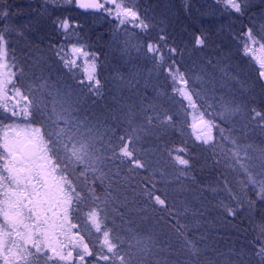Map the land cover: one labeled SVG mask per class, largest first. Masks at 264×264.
Segmentation results:
<instances>
[{
	"label": "snow or ice",
	"instance_id": "snow-or-ice-1",
	"mask_svg": "<svg viewBox=\"0 0 264 264\" xmlns=\"http://www.w3.org/2000/svg\"><path fill=\"white\" fill-rule=\"evenodd\" d=\"M59 0H51L55 6ZM252 0H215L226 12L241 15ZM69 5L80 8L102 11L117 23L118 27L132 29L137 36H142L141 48L154 65L160 67L172 81L173 90L192 103V93L188 91L189 80L180 71L174 59L165 66V54L161 51L160 41L166 40L159 35L153 40L150 36L152 24L146 14L132 0H66ZM264 14V0H260ZM7 16V11H0ZM65 36L69 35L68 19L55 21ZM245 50L249 45L264 40V30L255 32L248 28L242 37ZM205 38L197 37L196 44L204 46ZM8 41L0 33V128L13 132L9 138L8 131L3 132L0 142V264H137L138 256L149 253L155 247V241L149 236L141 237L131 230L128 220L129 188L131 174L150 167L137 150L140 131L147 127H169L173 117L166 113L159 114L149 104L144 111V126L134 125L140 119L131 108L123 115V122L128 128L120 135L108 121L92 113H85L81 101L86 90L89 97L103 95V85L96 74V57L83 47L72 46L70 54L63 47L56 50V56L65 68L71 70L81 57L91 58V71L87 80L81 81V98L72 100L67 91H61L49 83L43 76L24 83V69L14 61L5 63L8 58ZM264 47V44H261ZM175 54L176 49L170 48ZM259 76L264 77V61L260 64ZM12 69V70H8ZM7 70V71H6ZM122 89L136 91L141 86L138 73L130 72L129 77H116ZM193 87H196L193 82ZM199 96V93L196 94ZM215 106L212 120L204 121L202 135L196 137L204 145L213 144V129H216L221 140L225 139V128L232 126L237 115L244 114L249 124L264 132V111L250 108L243 113L242 106L225 97L212 96ZM153 112L149 116L148 112ZM219 121L217 123L216 121ZM23 125L21 129L20 126ZM19 129V130H18ZM128 129L131 131L129 132ZM230 153L225 157L239 165L248 173L246 163L250 159L251 145H240L231 141ZM262 167H264V148L259 149ZM215 154V153H214ZM243 154V155H241ZM169 158L179 169V176L186 177L191 169L190 157L186 146L173 148ZM127 174L122 172V168ZM248 182L256 186L257 199L264 203V181L248 177ZM155 184L145 185L139 194L145 202L159 205L167 210L168 202L157 194ZM225 191L232 195L225 184ZM233 202H240L233 196ZM218 207L226 217H235L238 209L231 204L218 202ZM253 202L249 201V208ZM142 210V209H141ZM179 213H169L170 227L176 236L183 241V247L189 254L191 264H200L201 250L197 243L186 236V226L175 219ZM113 218L127 221L129 230L121 239L114 234L111 225ZM75 221V222H74ZM83 232V234H82ZM260 236H264V224L259 226ZM94 236V240L86 239ZM259 240V237L257 238ZM255 256L264 264V242L255 249Z\"/></svg>",
	"mask_w": 264,
	"mask_h": 264
},
{
	"label": "trees",
	"instance_id": "trees-1",
	"mask_svg": "<svg viewBox=\"0 0 264 264\" xmlns=\"http://www.w3.org/2000/svg\"><path fill=\"white\" fill-rule=\"evenodd\" d=\"M29 1L31 0H5L4 3L7 6L11 5L13 13L21 12L16 20L8 21L20 23L19 31H14L16 39L22 29V35L15 42L19 43V46L13 49L19 52L18 65L25 70L24 76L27 79L43 76L61 91H67L73 101L80 99L82 93L80 84L84 81L80 71L71 70V77L56 64L51 70L48 65L50 62L54 64L52 52L59 49L58 45L63 46L68 37L60 28L56 33H52V30L47 29L42 23L45 8L41 7L40 3H43V0L37 2L39 6H27L26 3ZM21 3H24V11ZM201 7L199 1L197 3V0H188L186 5L179 4L177 15L171 3L167 7L160 5L161 9L155 7L156 10L153 12L154 21L168 20L167 24L170 26L172 20L179 25L187 22L188 32H193L197 37L206 40L205 45L198 48L193 38L186 33L184 38H181L180 45L178 43L176 45L178 58L177 61L174 59L177 66L182 65V71L189 76V88L197 105L207 112L209 118L214 117L213 109L209 108L210 104L215 106L216 103L211 99L213 95L223 96L226 100L241 105L243 113H247L250 108L264 111L257 97L259 94L260 99H264V83L253 74H241L239 65L231 67L233 63L228 62L227 58H233V55L227 54L229 57L224 58L225 54L218 51L219 40L222 37L215 33L216 23L211 14L209 12L205 14ZM37 10L39 11L35 13ZM85 12L80 10L81 14L85 15ZM50 16L53 20L55 14ZM80 21L77 19L73 21L75 27L72 37L78 38H73V41L81 42L95 55L97 76L103 85V95L99 97H89L86 90L83 92L81 115L92 113L107 119L106 127L113 128L120 135L128 128L123 122V115L129 108L140 116L133 124L142 127L144 126L142 109L146 110L149 104L156 113H166L173 117V124L169 127H147L140 131L139 143L136 145L144 159L150 162V167L131 174L130 184L136 191L133 192L129 188L126 193L129 200L128 220L132 222V231H137V234L144 238L150 236L156 242L149 253L138 256L137 264H191L183 241L170 227V212L179 213L175 219L186 226L187 238L196 242L200 248V264H261L254 253L260 243L264 242V236H260L259 232V226L264 224V203L257 199L256 186L248 182V177L264 181V167L256 163L257 157L252 151L253 148L249 150L250 159L241 161L246 163L248 173L243 172L230 157H225L226 153H230L233 139L244 146L248 145L247 140L256 137L254 125L249 124L246 115H237L230 128L221 125L225 128L224 140H221L219 132L215 130L214 149L211 145L196 141L191 132L190 105L174 91L165 93L166 96L163 94L169 86L168 82L163 80V77L167 79V74L149 61L151 59L146 58L142 61L143 56L139 55V52L125 49L122 39L120 41L122 28L109 16L91 17L89 20ZM64 49L66 50V46ZM183 55L187 58H181ZM212 55H217L214 61L210 59ZM138 57H141L139 61ZM170 62L167 57L165 66ZM219 63L227 67L221 69ZM130 72L138 73L142 82L136 91L122 89L116 79L118 76L127 79ZM193 82L196 87H193ZM170 84L172 85L171 80ZM148 115H153V112L149 111ZM216 122L219 123L218 120ZM179 146H186L188 156L185 158H191V169L186 177L178 179L179 169L169 158L168 153ZM121 168L122 172L127 174V170L122 166ZM151 184H155L157 194L168 202L167 210L159 205L146 203V198L139 194L141 187ZM225 184L232 195L225 191ZM233 196L240 202L239 204L233 202ZM219 201L236 207L237 215L226 217L218 207ZM249 201L253 202L251 208ZM113 219L115 222L111 227L114 234L119 235L122 240L127 239L123 233L129 230L128 222Z\"/></svg>",
	"mask_w": 264,
	"mask_h": 264
},
{
	"label": "rangeland",
	"instance_id": "rangeland-1",
	"mask_svg": "<svg viewBox=\"0 0 264 264\" xmlns=\"http://www.w3.org/2000/svg\"><path fill=\"white\" fill-rule=\"evenodd\" d=\"M40 0H31L28 3H26L27 6H39L37 2H39ZM181 1V3H180ZM188 0H132V2L136 5L139 6V9L141 11L142 14H146L148 20L151 22L152 24V28H151V32H150V36L153 40L156 39L157 36L159 35H164L166 37V40L164 41H160L161 44V51L164 52L165 54V61L167 59V57H171L172 59H176L177 61V53L175 54L170 53L168 50L170 48H175L176 49V45L177 43L180 45L181 42V38H184V35H187L189 37L193 38V42L196 43V38L197 35L193 32H188V24L187 22H182L179 24H176V22L174 20H172L171 26L170 24H167L168 20L165 21H161V22H156L153 20V12L156 10L155 7H160V5H163L164 7H167L171 4H173V8L175 11V15H177V7L179 6V4H187ZM199 1V4H201V8L203 9V11L205 12V14H207L208 12L211 14V18L214 19L215 23H216V27L214 28L215 33L217 36H221L222 39L219 40V45H218V51L220 50L223 54H225L223 57L227 58L229 57L227 54H231L233 55V58H230L228 60V62H232L233 64L231 65V67L233 65H239L240 66V72L241 74H245V75H251L253 74L259 81H261L262 83H264V77H260L259 76V71L261 70L260 68V64L261 61H264V47H261V44H264V40H261L259 43L256 44H251L249 45L248 49L245 50V48L242 46L244 44V40H242V37L244 36L246 30L248 28H253L254 33L264 30V14H262L261 11V7H258V5L260 4V0H252V2L250 3L249 7L244 11V14L241 15L239 13H235V12H226L223 10L222 6L217 5V3H215V0H197V3ZM101 2H103V0H101ZM5 3V0H0V11H7L8 15L5 17L3 15H0V33H3L6 36V39L8 41V45H7V52H8V58L5 61V63H8L9 65H11L13 63V61L18 64V54L19 52H16V49L19 46V43L16 44V40H18V38L22 35L20 30L19 34L17 35V39H16V34L14 31L18 32L19 31V22L16 21H12L11 23H9V19L11 20H16L17 15L21 14L20 13H13L12 12V7L9 4L8 6ZM33 3H36L35 5ZM45 3V4H43ZM43 3H40L42 6L44 7V11L45 14L42 16L44 20L42 23L47 27V29H51L52 33H56L59 29L58 24L55 22L58 19L59 20H63V19H68L70 25H72L73 27L69 29V35L66 36L68 37L66 40V43L63 44V46L58 45L59 48L66 46V54H70V50L72 48V46H76V47H83L85 49L86 52L92 54L91 51H89L86 46L84 44H82L81 42L77 41L75 42V40L73 41V38L78 39L77 37H72V32H73V28L75 27L73 25V21L77 19V21L80 20H89V18H95V17H106L107 14L103 13L102 11H94L92 12L89 9H86L85 11V15L80 13V10L76 4H72L69 5L66 3V0H59L57 5H53L51 3V0H43ZM3 5V6H2ZM20 5H24V3H21ZM26 6V7H27ZM16 8V7H15ZM37 8V7H35ZM161 9V8H159ZM24 11V6H23V10ZM39 10L35 11L38 12ZM51 14H55L53 20H51ZM23 18V17H21ZM112 18V17H110ZM80 19V20H79ZM81 22V21H80ZM47 23V24H46ZM23 28V27H22ZM122 28V35L120 38V41L122 39L123 45L125 47V49H132L134 52L138 53L136 51V48L140 47L143 43H144V39L142 36H137L136 32L133 31L132 29L128 28L125 29L123 27ZM187 31H186V30ZM61 31L64 32L63 29H61ZM25 34V33H23ZM55 38V36H53ZM51 41V37L49 39V42ZM16 45H15V44ZM13 44V45H11ZM16 47L15 50H13ZM197 47H203V46H199L197 45ZM186 52V51H185ZM40 55V54H38ZM94 55V54H92ZM135 57V54H133ZM139 55L143 56V60L150 59L149 57L146 56L144 50L141 48V50L139 51ZM95 56V55H94ZM217 55H212L210 56L211 60H215L217 57ZM226 56V57H225ZM25 57H27L25 55ZM52 57L55 59L54 64H52L50 62V68L49 70H51L53 67H55L54 65L56 64L57 67H61L60 69H62L64 71V73L67 75L69 74L71 77V70H78L80 71V73L83 76V80L86 81L87 80V74L89 71H91L90 68V64L92 63L91 58H88L87 63H85V58L81 57L80 59L77 60L76 65L71 69H67L65 68V66L61 63L60 59L56 56V52H52ZM141 57H138V61L140 60ZM181 58H187L186 55H183V57ZM135 58L132 59V61H134ZM141 61V62H142ZM151 61V60H149ZM140 62V63H141ZM132 63V62H131ZM134 63V62H133ZM139 63V64H140ZM95 64H96V74H97V63H96V59H95ZM138 64V65H139ZM219 66L221 69H225L227 67V65L225 64H221L219 63ZM180 68V71H182V65L179 64L178 66ZM152 68V65L150 66V70ZM234 69V68H233ZM8 70H12V69H8ZM7 71V70H6ZM236 75H238L237 71L234 69ZM184 72V71H182ZM229 72L231 73V71L229 70ZM185 77L189 80V76L184 72ZM239 77V76H238ZM29 79V78H28ZM28 79L24 76V83L29 82ZM190 79H192V77H190ZM31 80V79H29ZM66 80H69L68 78H66ZM163 80H166L168 82V90L165 91L163 94L165 95V93H169V92H173V85L170 84V79L169 78H164ZM189 84H188V91H190L189 88ZM175 92V91H174ZM191 92V91H190ZM177 93V92H175ZM177 95L179 97H181L178 93ZM166 96V95H165ZM258 99L260 104L264 107V99H260V95L258 94ZM182 99H184L183 97H181ZM187 101V103L190 105L191 109H190V115H191V132L193 134V137L196 139L197 136L202 135V130L205 129V124L204 121H209L212 120L213 118H209L207 116V112H205L204 110H202V108L197 105V102L194 100L193 95H192V103H189V101L187 99H184ZM203 123V125L200 127L199 125ZM255 127V126H254ZM20 128H23V125L20 126ZM256 128V137L254 138H250V140L248 141V145H251V150L253 148V152L256 154V163L259 166H262V162L260 159V153H259V149L264 148V132H261V130L257 127ZM19 130V129H18ZM215 130L213 129L212 131V135L214 137L215 135ZM4 131H8L9 133V138H13V132L8 130L7 128H0V142H2L3 139V132ZM249 137V136H248ZM198 142H202L200 140H197ZM254 142V143H253ZM0 155H3V150L0 149ZM75 222V221H74ZM83 234V232H82ZM86 239L89 240H94L95 237L94 236H88L86 237Z\"/></svg>",
	"mask_w": 264,
	"mask_h": 264
},
{
	"label": "water",
	"instance_id": "water-1",
	"mask_svg": "<svg viewBox=\"0 0 264 264\" xmlns=\"http://www.w3.org/2000/svg\"><path fill=\"white\" fill-rule=\"evenodd\" d=\"M86 2H91V0H86ZM77 7H78V5H77ZM79 9H81V10H86V9H89V8H80V7H78ZM203 125V123H201L199 126L201 127Z\"/></svg>",
	"mask_w": 264,
	"mask_h": 264
}]
</instances>
